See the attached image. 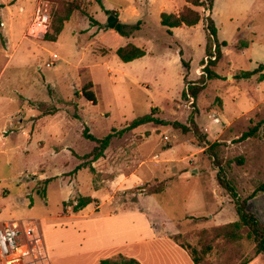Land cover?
Returning <instances> with one entry per match:
<instances>
[{"label":"rangeland","instance_id":"obj_1","mask_svg":"<svg viewBox=\"0 0 264 264\" xmlns=\"http://www.w3.org/2000/svg\"><path fill=\"white\" fill-rule=\"evenodd\" d=\"M128 1L0 0V118L6 125L12 119L17 125L0 143V220L36 222L53 264H90L93 259L84 252L95 243L113 241L135 242L133 249L144 260L142 249L153 237L148 222L184 218L178 221L180 243L192 251L211 245L207 264H240L254 257V244L247 239V229L238 241H213L212 229L238 221L239 215L219 185V168L205 151L208 145L223 143V176L241 200L264 185V126L257 137L240 141L264 119V82L235 78L264 65V0H214L212 11L196 9L202 17L198 26L173 29V35L160 24L162 0L148 9L146 0H138L144 25L130 42L146 55L124 63L116 51L125 41L105 25L111 14L127 24L140 22L123 11ZM67 5L78 10L64 23L57 41H45ZM174 12L170 5L166 13ZM209 17L218 43L228 46L212 69L219 78L207 81L196 101H186V81L199 86L204 75ZM246 43L249 46L243 47ZM224 50L229 51L226 58ZM49 63L54 66L47 68ZM89 82L96 105L81 93ZM25 98L31 99L29 105ZM41 103L42 111L60 112L37 123L43 117L38 111ZM154 108L170 123L188 126L193 118L201 136L149 124L115 137L105 160L92 164L85 159L96 147L84 137L85 129L103 139ZM34 111L39 113L31 118ZM41 175L50 182L40 180ZM117 179L125 186L111 188L109 200L108 191L100 190ZM162 184L166 194L148 195ZM205 189L214 191V199L204 194ZM80 197H93L95 202L74 213ZM106 201L99 212L96 207ZM105 210L118 218L110 221ZM248 210L264 224V192L249 202ZM98 218L106 220L104 227L96 224ZM105 227L111 240L99 238ZM258 259L256 264H264V255Z\"/></svg>","mask_w":264,"mask_h":264},{"label":"trees","instance_id":"obj_2","mask_svg":"<svg viewBox=\"0 0 264 264\" xmlns=\"http://www.w3.org/2000/svg\"><path fill=\"white\" fill-rule=\"evenodd\" d=\"M184 1L187 5L178 14H173V13L161 14L160 24L162 28L165 29L166 33L169 35H173L172 30L176 28H180L183 26L186 27L198 26L202 20V17L196 9L207 7L209 11L213 10L214 0H184ZM97 2H100V0H97ZM76 10H78L77 7H74L73 5H67V9L63 17L61 18L59 17L57 25H53L54 33L52 35L47 34L44 40L47 42L57 41L58 37L60 36V34L64 29V23L70 20L72 13ZM142 25H144L142 21L138 22L135 25H128L120 22L117 25L115 32L125 40H129L135 37L136 34L141 31ZM207 28L209 30V35H208L209 42L206 47V54L207 56H212L213 48L215 47L217 58L215 61H210L209 64L204 68L203 70L204 75L200 79L201 83L199 86L197 85L191 86V84L186 81L187 88L183 91L182 94L183 99L186 101H189L190 99L196 101L199 94L205 90L207 86V81H211L219 78V76L212 69L218 66L219 62L221 61L224 55L222 48L227 47L228 44L226 42H223L221 44L218 43L217 28L211 17L207 19ZM248 46L249 45L246 43L244 44L243 47H248ZM116 55L121 59L122 62L130 63L145 57L146 52L142 48L132 43H129L123 47H120L116 51ZM181 62L183 63L186 69H190L188 63H186L183 59H181ZM235 78L237 80H251L261 83L264 81V65H259V67L254 71L241 72ZM92 88H93V83L89 82L83 86L81 93L84 99L96 105L97 100L95 93L92 91ZM42 107L43 104L42 103L39 104L38 111H40V114L42 116L56 115L59 112V109L57 108H53L49 111H42ZM158 112L159 109L154 108L150 114L132 121L131 123L128 124V126L125 129L120 131L113 129L112 132L103 139H98L97 137L89 134L87 129H85L84 137H86L88 140L96 144L94 150L90 154L86 155L85 159H88L89 162L92 164L95 163L96 161L105 157V152L109 149L115 137L122 136L126 132L133 131L135 129H138L142 126L149 124L172 126L174 129L181 130L184 135L193 133L198 138L201 136L199 128L196 125L193 118L190 119L189 125L187 126L179 122L170 123L164 121L158 117ZM263 126H264V119L259 121L256 126H254L250 130L242 134L240 141L257 137L259 131L262 129ZM204 143H206V139H204ZM223 146H224L223 143L215 142L207 146L205 153L213 159L216 167L219 168L218 171L219 185L225 191V193L231 197L232 201L234 202L237 213L239 215V220L234 223L213 228L212 229V232L214 233L213 241L215 242L216 240L221 238L228 241H238L242 237L241 231L243 229H247L248 230L247 239L253 242L255 248V255L256 256L264 255V224H262L258 220V218L254 214L250 213L248 210L249 202L253 198H255L260 192H264V185L261 186L259 189H257L248 198L241 200L236 189L223 176L222 162H221V157L219 155V151ZM50 180L51 179H46L45 182L48 183L50 182ZM165 190H166V186L165 184H162L161 187H159L158 189L148 192V195L149 196L159 195L162 194ZM94 202L95 199H93L92 197H80L78 200H76V204L73 207V212L79 213L83 211L85 208H87L89 205L93 204ZM181 237H182L181 234H177L171 236L170 239L180 248H182L187 252V254L189 255L190 259L194 264H207L206 256L212 250L211 245H208L204 249V251H197L195 249L192 251L191 247L187 245H183L182 243L179 242ZM250 261L251 259H247L240 264H248ZM100 264H141V263L135 258L119 255L116 258L104 259L100 262Z\"/></svg>","mask_w":264,"mask_h":264},{"label":"crops","instance_id":"obj_3","mask_svg":"<svg viewBox=\"0 0 264 264\" xmlns=\"http://www.w3.org/2000/svg\"><path fill=\"white\" fill-rule=\"evenodd\" d=\"M137 1L138 0H129L128 1V6H126L123 9V11H129L131 13V17H134V18L135 17H138V19H139L138 21H142L143 20V15L141 14V7L137 6ZM153 2H160V0H146L147 7L145 9H148L149 6ZM160 3H161V7H160V17H161V14L167 12V10L169 9V6L170 5H173L175 7V12L173 14H178L187 5L185 3L184 6H180V5H178L177 0H162ZM167 14H172V13H167ZM160 21H161V19H160ZM120 22H122L124 24H127L128 23L127 21H121V20H120ZM128 25H131V24H128ZM131 39L125 40L124 38L119 37V40H121V42L122 41H125V45L131 43L130 42ZM224 53H225V57L224 58H226L227 57V54H229V51L224 50ZM239 81H247V82H250L251 80H239ZM251 82H253V81H251ZM254 82H256V81H254ZM29 100H31V99H27V98L24 99L25 102H28L27 103L28 105H29ZM34 112H35V116H33L31 118H36L37 117V113H39L37 111H34ZM23 113H26V112H23ZM51 116H54V115H51ZM44 117H48V116L40 117V119L37 120V123L40 122V121H42V118H44ZM19 122H21V119H20ZM19 122L17 124H19ZM21 123H22L21 124V128H22V131L21 132H22V134L25 137H27L28 136V133H26V129L23 128L24 127L23 126L24 121H22ZM10 124L13 125V128H16V126H17V125H15L13 123V119L10 120L9 125ZM9 125H6L5 122H3V119L0 118V129H3L4 130L7 127H9ZM13 128H12V130H13ZM1 143H2V141H1ZM63 151H65V149H63ZM102 160H105V159L102 158ZM194 173H198V170L196 169L194 171ZM46 178H48L47 175H41L40 176V180H45ZM122 182L123 181H120L119 182V179H117L115 181H112L108 187H104L100 191H106V192L108 191V193L110 194V197L107 198V199L110 200L111 198H113L110 189L111 188H118L119 186H122L124 184ZM123 186H125V185H123ZM166 191H167V187H166V190L162 194L152 195V196H161L163 194H166ZM204 194L207 195V197L212 196L211 199L212 198L214 199V197H213V196H215L214 191H211V193H209L205 189ZM107 203L108 202L106 201L101 206L96 207V209L100 212L101 208L105 204H107ZM98 211H95V209H94V212L95 213H98ZM105 211L106 212H104V213H106V215H109L110 221H114V220H116L118 218L117 215H116L117 213H109V212H107L108 210H105ZM81 212H79V214ZM94 212L92 211L90 213V215L95 214ZM148 212H151V209H148ZM90 215L82 216V217H89ZM181 219H184V218H175V217L172 218L171 217L170 220L169 219L166 220L165 218H161L160 217L159 219H157V221L151 222L152 224L150 222H148V228H147V230L149 232H151V234L153 235V237H151L150 240L147 241V244L144 245V247L142 249V252H143V255H144V260H142L141 254L135 253V251L133 249V247L136 246V243L135 242L134 243L133 242H129V241H121V242L113 241V242L103 243L102 245L101 244L97 245L95 243V244L91 245L84 252V255L86 257L90 256L89 258H92L93 259V262L90 263V264H100V262L102 260L109 259V258H113L115 255H122V256L130 257V258H135L141 264H194L192 262V260L190 259L189 255L187 254V252L185 250H183L182 248H180L177 244H175L170 239L171 236L180 234V230H179V227H178V224H179L178 221L181 220ZM95 222H96V224H99V225L101 224L102 227H104L106 220L104 218L103 219L102 218H98ZM105 230H108V229L105 227V228H103V230L99 231V238L102 239V240L103 239H109V240H111L110 239V234L109 233L107 234L105 232ZM155 231L156 232L159 231V234L156 235L155 234ZM161 236H163V237L161 238ZM261 256H263V255H261ZM259 257L260 256L254 255L253 258H250L251 261L248 264H256V262H259V260H260V259H258ZM53 260H54V258L52 259V262H53ZM55 260H56V258H55Z\"/></svg>","mask_w":264,"mask_h":264},{"label":"built area","instance_id":"obj_4","mask_svg":"<svg viewBox=\"0 0 264 264\" xmlns=\"http://www.w3.org/2000/svg\"><path fill=\"white\" fill-rule=\"evenodd\" d=\"M216 58L214 47L212 56L204 58L206 66ZM52 66L54 63L47 64V68ZM214 122L220 124V119L215 118ZM12 128L10 124L0 133V143L1 138L14 133ZM0 264H53L36 222L0 220Z\"/></svg>","mask_w":264,"mask_h":264},{"label":"water","instance_id":"obj_5","mask_svg":"<svg viewBox=\"0 0 264 264\" xmlns=\"http://www.w3.org/2000/svg\"><path fill=\"white\" fill-rule=\"evenodd\" d=\"M120 23V18L119 16L115 14H111L108 17L107 24L105 25L107 29L109 30H114L116 29L117 25Z\"/></svg>","mask_w":264,"mask_h":264}]
</instances>
